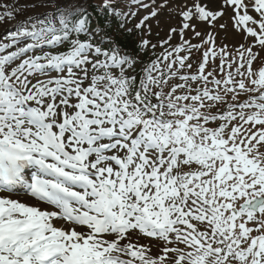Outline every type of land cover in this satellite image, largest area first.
<instances>
[{
    "label": "snow or ice",
    "instance_id": "snow-or-ice-1",
    "mask_svg": "<svg viewBox=\"0 0 264 264\" xmlns=\"http://www.w3.org/2000/svg\"><path fill=\"white\" fill-rule=\"evenodd\" d=\"M18 2L0 264H264V0Z\"/></svg>",
    "mask_w": 264,
    "mask_h": 264
},
{
    "label": "rangeland",
    "instance_id": "rangeland-1",
    "mask_svg": "<svg viewBox=\"0 0 264 264\" xmlns=\"http://www.w3.org/2000/svg\"><path fill=\"white\" fill-rule=\"evenodd\" d=\"M19 2H21L22 4H24L26 1H24V0H19ZM19 2H18V3H19ZM165 31H166V29H165ZM162 35H163V33H162ZM230 38L233 39V40H234V39H237L236 37L231 36V34H230Z\"/></svg>",
    "mask_w": 264,
    "mask_h": 264
}]
</instances>
